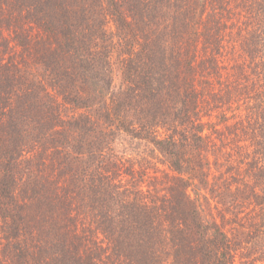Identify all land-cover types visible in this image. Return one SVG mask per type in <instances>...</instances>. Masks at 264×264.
I'll return each instance as SVG.
<instances>
[{"label": "rangeland", "instance_id": "obj_1", "mask_svg": "<svg viewBox=\"0 0 264 264\" xmlns=\"http://www.w3.org/2000/svg\"><path fill=\"white\" fill-rule=\"evenodd\" d=\"M197 1L0 0V148L3 144L15 151L8 159L6 154L0 157V180H7L4 195H11L0 199V264H14L10 258L14 245L5 240V226L18 232L24 227L21 235L27 231L36 235L56 199L59 207L72 212L70 216L75 214L77 232L89 219L94 225L98 214L94 207L100 205L92 204V180L109 176L124 189L167 192L164 187L176 173L153 143L117 126L115 104L129 103L120 112L127 128L132 124L138 127L137 116L144 110L145 118L160 122V112L144 106L148 104L145 96L150 100L155 97L151 103L168 98L166 85L173 79L171 60L176 45L182 44L176 40L173 26L177 19L186 18L188 7ZM232 4L238 9L239 1ZM60 10L71 14V29L77 34L74 39H61L58 34L63 21ZM131 26L142 32L152 27L166 52L165 69L154 78L163 79L164 85L158 86L159 91L155 87L154 97L144 87L136 94L130 90L128 60L136 54L134 50H140L129 34ZM68 28L63 27L62 36L69 35ZM51 32H57L56 37ZM245 36L243 40L235 29L226 37L223 59L230 66L252 56L253 36ZM152 49V54L159 56L157 49ZM241 83L242 95L255 89L251 77L244 73ZM222 118L215 112L212 121L218 125ZM168 120L173 121L172 115ZM254 128L237 139L241 140L239 147L237 140L220 141L227 134L213 135L214 142L205 153L209 182L202 185L198 199L205 218L217 223L234 246L235 264H264V194H259L263 181L255 180V176L263 180V175L249 168ZM167 133L162 129L159 136L164 138ZM72 189L80 194L68 197L65 193ZM17 213L25 221L17 220ZM99 232L97 225L89 229L84 247L91 249L89 238L101 242ZM56 252L61 253L59 249Z\"/></svg>", "mask_w": 264, "mask_h": 264}, {"label": "trees", "instance_id": "obj_2", "mask_svg": "<svg viewBox=\"0 0 264 264\" xmlns=\"http://www.w3.org/2000/svg\"><path fill=\"white\" fill-rule=\"evenodd\" d=\"M232 1L199 0L190 4L186 18L177 19L173 27L176 40L182 44L176 45L171 60L173 79L166 85L168 98L157 103H151L155 98L154 89L157 87L159 91L158 86H163L164 81L154 78L165 69V49L155 33L152 34L155 32L152 27L143 32L130 27L129 34L140 48L134 50L136 54L128 60L130 90L136 94L144 91V87L154 97L150 100L145 96L148 104L144 106L150 105L152 112H160V122L145 118L144 110L139 118L137 116L138 127L132 124L127 128L120 116L127 102L115 104L118 105L115 119L117 126L153 143L165 156L170 169L176 173L173 181L168 182L171 185L167 183L164 187L167 192L124 189L121 183L116 184L107 176L91 181L93 207L96 203L100 205V208L94 207L98 212L97 220L93 225L89 219L78 232L75 214L70 216L69 209L59 207L57 199L48 204L49 211L39 223L36 235L28 231L21 235L24 227L20 232L10 230L3 220L5 240L14 245L10 256L14 264H235L236 250L228 236L217 223L205 218L203 208L198 205L204 189L202 185L209 182V172L204 170L205 153L208 154V145L214 142L213 135L227 134L224 141L220 138L224 144L236 141L250 132L251 127L255 128L251 131L250 139L253 140L250 142L254 143L253 152L249 154V168L254 172L258 170L256 175H263V180H257L256 176L255 180L263 181L259 194H264V0H236L239 10ZM55 7L60 6L55 4ZM60 12L63 21L58 34L61 39H74L77 34L71 29V14ZM178 15L182 16V12ZM193 19L195 21L189 23ZM65 25H69L68 36H62ZM235 29L243 40H246L245 35L253 36L252 56L230 66L224 61L223 52L228 45L226 37ZM51 34L56 37L57 32ZM152 48L157 49L159 56L152 54ZM242 73L251 77L255 88L248 95L240 93ZM215 112L223 116V122L218 125L212 121ZM168 115H172L173 121L168 120ZM152 117L157 118L156 115ZM162 129L168 132L164 138L159 136ZM240 142L236 141L238 147ZM1 145L0 157L3 158V154L6 159L12 157L9 155L15 151L10 152ZM229 155L235 158L234 154ZM197 181L201 184H196ZM6 183L5 178L0 180L1 200L11 196L4 195ZM51 192L57 197L56 191L51 189ZM76 193L80 194L72 189L65 194L69 197ZM15 218L25 221L19 213ZM96 225L103 239L96 242L89 238V243H93L89 250L83 245L85 234ZM22 236L28 238L24 240ZM58 249L61 253L56 252Z\"/></svg>", "mask_w": 264, "mask_h": 264}]
</instances>
